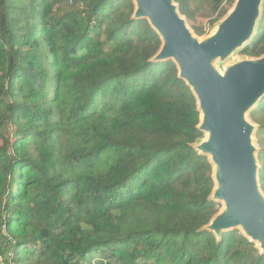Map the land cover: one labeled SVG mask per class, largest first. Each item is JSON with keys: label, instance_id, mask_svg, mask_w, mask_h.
<instances>
[{"label": "trees", "instance_id": "1", "mask_svg": "<svg viewBox=\"0 0 264 264\" xmlns=\"http://www.w3.org/2000/svg\"><path fill=\"white\" fill-rule=\"evenodd\" d=\"M237 0H174L208 36ZM133 0H0V254L7 264H264L219 239L192 89ZM264 56V0L253 38ZM257 127L264 194V97Z\"/></svg>", "mask_w": 264, "mask_h": 264}, {"label": "water", "instance_id": "2", "mask_svg": "<svg viewBox=\"0 0 264 264\" xmlns=\"http://www.w3.org/2000/svg\"><path fill=\"white\" fill-rule=\"evenodd\" d=\"M133 1L134 18L148 20L162 40L153 61H174L198 102L199 130L207 139L196 149L211 159L213 200L224 204L206 229L219 239L238 229L264 253V194L253 140L257 127L246 117L264 97V56L244 58L223 73L215 67L253 38L263 0H237L214 35L205 39L190 29L174 0Z\"/></svg>", "mask_w": 264, "mask_h": 264}, {"label": "rangeland", "instance_id": "3", "mask_svg": "<svg viewBox=\"0 0 264 264\" xmlns=\"http://www.w3.org/2000/svg\"><path fill=\"white\" fill-rule=\"evenodd\" d=\"M226 8H227V9L229 8V10H230L229 12H231V11L233 10V8H231V7H227V6H226ZM200 22H201L202 25H204L206 32L209 33L208 36L201 37V39H205V38H208V37L214 35V33H215L216 30H217V27L212 28L211 25H210V23H209V20L204 19V18H200ZM242 59H244V57H242L241 55H239V53H238V51H237V52H235L233 55H231V56H230L225 62H221L220 60H217L216 63H215V67H216L221 73H223V72H225V70L227 69L228 66H231V65L235 64L236 62L241 61ZM249 59H250V58H249ZM246 117H247L248 121H249L252 125H254V123L250 120V112L247 114ZM254 126H255V125H254ZM255 127H256V126H255ZM256 130H257V129L255 128V130H254V134H253V140H254V143H257V138H256V136H255ZM206 139H207V135L205 134V140H206ZM222 210H224V204H223V203H221V210H220V212H221ZM6 264H7V263H6Z\"/></svg>", "mask_w": 264, "mask_h": 264}, {"label": "built area", "instance_id": "4", "mask_svg": "<svg viewBox=\"0 0 264 264\" xmlns=\"http://www.w3.org/2000/svg\"><path fill=\"white\" fill-rule=\"evenodd\" d=\"M0 264H6V258L0 254Z\"/></svg>", "mask_w": 264, "mask_h": 264}, {"label": "bare ground", "instance_id": "5", "mask_svg": "<svg viewBox=\"0 0 264 264\" xmlns=\"http://www.w3.org/2000/svg\"><path fill=\"white\" fill-rule=\"evenodd\" d=\"M259 243V241H257ZM259 245V244H258Z\"/></svg>", "mask_w": 264, "mask_h": 264}, {"label": "clouds", "instance_id": "6", "mask_svg": "<svg viewBox=\"0 0 264 264\" xmlns=\"http://www.w3.org/2000/svg\"><path fill=\"white\" fill-rule=\"evenodd\" d=\"M7 261V260H6Z\"/></svg>", "mask_w": 264, "mask_h": 264}]
</instances>
